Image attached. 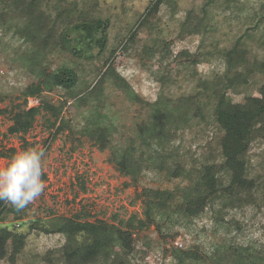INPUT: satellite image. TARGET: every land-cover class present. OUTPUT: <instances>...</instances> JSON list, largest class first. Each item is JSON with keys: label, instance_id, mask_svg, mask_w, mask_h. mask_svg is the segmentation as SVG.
Returning <instances> with one entry per match:
<instances>
[{"label": "trees", "instance_id": "1", "mask_svg": "<svg viewBox=\"0 0 264 264\" xmlns=\"http://www.w3.org/2000/svg\"><path fill=\"white\" fill-rule=\"evenodd\" d=\"M235 1L204 0L200 13L187 12L177 37L181 40L191 36L206 38L213 30L212 8L227 11ZM162 4L163 0H154L141 16L138 27L157 18ZM235 8L241 10L239 5ZM109 24V19L100 14L98 0H0V36L10 35L15 40L25 67L37 77L9 106L0 108V116L11 122L8 128L11 134L27 135L39 119L46 128L59 134L70 127L69 119L63 117L70 101L61 98L53 103L44 96L55 91L69 93L75 104L88 109L80 133L100 152H108L109 163L120 175L136 181L145 168L153 167L188 184L174 191L145 190L144 219L131 217L125 224L56 216L31 221L25 233L0 226V263L7 260L9 264H16L28 234L38 232L64 238L59 249L43 257L45 264H136L132 259L133 236L138 229L151 225L158 228L159 221L169 215L194 219L216 208L222 213L264 205V174L253 175L249 157L252 146L264 142V84L257 96L244 97L239 103L229 95L236 87L247 85L256 71H264V51L259 57L250 47L259 26L264 25V13L251 11L246 17L244 30L233 38L223 55L221 73L199 79L192 95L176 100L160 95L152 102L137 95L112 63L116 52L125 48L126 43L122 41L110 51L95 80L83 88L79 86L81 78L75 68L62 65L51 69L49 66L55 53L86 60L94 58L92 51L97 48L102 55L109 42ZM134 39L135 33L128 42ZM142 56L143 60L155 59L160 65L166 64L171 57L168 41L162 39L153 46L143 47ZM108 83L127 95L131 103L139 104L144 112V120L137 126L134 138H127V143L115 144V130L104 113V88ZM29 99L38 100V105L29 107ZM192 118L211 121L220 134L218 164L186 170L176 158L173 142L180 131L189 127ZM10 152L13 153L10 158H15L16 151ZM0 155L7 158L3 153ZM12 162L9 160V167ZM33 182L34 174L24 171L18 188L0 195V225L8 219L25 218L28 201L35 194ZM173 256L177 264L200 259L191 251L175 250ZM228 260L216 264H229ZM253 264H264V258L259 257L258 263Z\"/></svg>", "mask_w": 264, "mask_h": 264}, {"label": "rangeland", "instance_id": "2", "mask_svg": "<svg viewBox=\"0 0 264 264\" xmlns=\"http://www.w3.org/2000/svg\"><path fill=\"white\" fill-rule=\"evenodd\" d=\"M154 0H98L100 14L109 19V42L102 55L94 48L92 59H79L69 54L55 53L50 58L51 69L62 65L75 68L81 78L79 84L92 83L96 72L119 42L126 43L111 58L117 72L130 84L133 91L148 102L162 95L176 100L192 95L199 79H209L221 73L224 53L233 38L245 28L246 17L251 11L264 13V0H236L229 10L212 8L213 30L204 39L177 37L179 25L188 11L200 13L204 0H163L157 18L139 26L141 16ZM239 5L241 10L236 11ZM232 6V5H231ZM135 33L134 41L128 42ZM162 39L168 41L171 53L167 63L140 57L143 47L153 46ZM251 51L261 57L264 51V25L259 26ZM36 74L25 67L11 36H0V108L9 106L25 87L36 80ZM264 84V71H256L247 85H240L229 92L234 102L244 97L257 96ZM70 101L63 117L70 127L62 133L46 128L41 119L25 136L11 134V122L0 116V195L12 193L23 179L24 171L34 174V196L28 201L26 216L21 221L6 220L0 226L17 228L27 232L35 219L52 217H78L81 221L106 222L119 225L131 218L144 219L145 190L174 191L188 182L173 179L165 171L145 168L132 181L123 177L108 161V152H100L92 141L80 132L88 109L75 104L69 93L55 91L44 96L57 103ZM104 113L115 130L116 143H127L137 126L144 120L139 104L131 103L127 95L107 84L104 88ZM29 107L38 100L29 99ZM220 134L212 122L192 118L189 127L178 133L173 142L176 158L186 170L201 165L218 164L217 142ZM134 138V137H133ZM16 152L15 158L10 150ZM253 175L264 174V142L252 146L249 154ZM9 160L13 161L8 166ZM19 223L21 226L19 227ZM134 225H137L135 222ZM159 227L151 225L138 229L134 236L133 263L177 264L173 252H194L198 261L186 260L184 264H216L229 259V264L258 263L264 258V205L245 207L241 210L218 212L207 210L201 216L187 219L169 215L159 221ZM179 241L183 248H177ZM64 244L61 235L28 234L25 248L16 264H45L43 257ZM246 249V251L244 250ZM0 264H9L7 260Z\"/></svg>", "mask_w": 264, "mask_h": 264}, {"label": "built area", "instance_id": "3", "mask_svg": "<svg viewBox=\"0 0 264 264\" xmlns=\"http://www.w3.org/2000/svg\"><path fill=\"white\" fill-rule=\"evenodd\" d=\"M175 246L177 247V248H183V244L181 243V242H179V241H177L176 243H175Z\"/></svg>", "mask_w": 264, "mask_h": 264}]
</instances>
